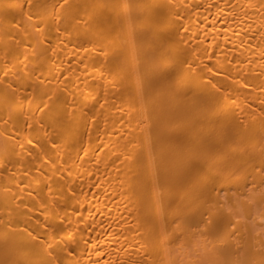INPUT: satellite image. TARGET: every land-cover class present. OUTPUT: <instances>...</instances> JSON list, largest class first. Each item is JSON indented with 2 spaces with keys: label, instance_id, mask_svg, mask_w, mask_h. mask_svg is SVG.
Segmentation results:
<instances>
[{
  "label": "bare ground",
  "instance_id": "bare-ground-1",
  "mask_svg": "<svg viewBox=\"0 0 264 264\" xmlns=\"http://www.w3.org/2000/svg\"><path fill=\"white\" fill-rule=\"evenodd\" d=\"M0 264H264V0H0Z\"/></svg>",
  "mask_w": 264,
  "mask_h": 264
}]
</instances>
